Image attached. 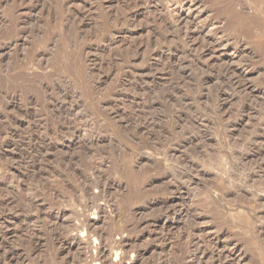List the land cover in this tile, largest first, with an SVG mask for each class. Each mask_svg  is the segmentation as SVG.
<instances>
[{
  "label": "rangeland",
  "instance_id": "rangeland-1",
  "mask_svg": "<svg viewBox=\"0 0 264 264\" xmlns=\"http://www.w3.org/2000/svg\"><path fill=\"white\" fill-rule=\"evenodd\" d=\"M178 1L0 0V264H264V0Z\"/></svg>",
  "mask_w": 264,
  "mask_h": 264
},
{
  "label": "bare ground",
  "instance_id": "bare-ground-1",
  "mask_svg": "<svg viewBox=\"0 0 264 264\" xmlns=\"http://www.w3.org/2000/svg\"><path fill=\"white\" fill-rule=\"evenodd\" d=\"M260 1V0H259ZM262 3V2H261ZM264 3V2H263ZM197 3H187L186 1L182 0L181 2L178 1L177 2V8L176 10H180V8L182 7H187L188 10H192V7H195ZM261 5V4H260ZM233 13V12H232ZM235 19V18H234ZM237 19V18H236ZM181 23V21L179 22ZM188 35V34H187ZM212 42H209L206 40V42H204V48H206L207 44H211ZM222 45V44H221ZM225 45V44H223ZM208 50V49H206ZM222 70V69H221ZM223 75H225L227 77V81H229L228 83H230V85L235 89V90H239L241 89L244 85H243V81L242 78L240 79L239 76L241 75L238 71H236L235 69L231 68L230 66H224L223 68ZM243 77V76H242ZM231 87V88H232ZM190 241V240H189ZM202 253V252H201ZM194 254V253H193ZM202 255V254H201Z\"/></svg>",
  "mask_w": 264,
  "mask_h": 264
}]
</instances>
